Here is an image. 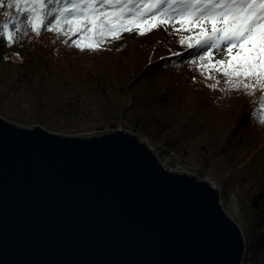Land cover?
Returning a JSON list of instances; mask_svg holds the SVG:
<instances>
[{"label": "trees", "instance_id": "16d2710c", "mask_svg": "<svg viewBox=\"0 0 264 264\" xmlns=\"http://www.w3.org/2000/svg\"><path fill=\"white\" fill-rule=\"evenodd\" d=\"M8 2L0 7V112L20 103L28 120L12 111L6 115L71 136L93 126L100 135L134 132L157 143L149 146L163 163L166 154L200 144L220 198H236L246 243L241 264H264V91L228 90L226 78L211 68L227 61V54L213 49L211 58L200 60L204 50L187 47L198 28L184 31V44L170 33L177 31L174 23L165 38L154 39L159 28L145 35L124 32L97 51H82L76 44L91 42L92 33L73 35L74 24L67 34L49 31V17L37 35L25 23L27 16L8 9ZM14 20L21 31L9 23L15 38L9 43L2 25Z\"/></svg>", "mask_w": 264, "mask_h": 264}, {"label": "water", "instance_id": "95a60500", "mask_svg": "<svg viewBox=\"0 0 264 264\" xmlns=\"http://www.w3.org/2000/svg\"><path fill=\"white\" fill-rule=\"evenodd\" d=\"M245 247L219 190L138 136L0 117V264H241Z\"/></svg>", "mask_w": 264, "mask_h": 264}, {"label": "snow or ice", "instance_id": "6c2138e0", "mask_svg": "<svg viewBox=\"0 0 264 264\" xmlns=\"http://www.w3.org/2000/svg\"><path fill=\"white\" fill-rule=\"evenodd\" d=\"M0 7H5L4 0H0ZM6 7L26 15L25 23L37 35L49 17H53L49 31L67 34L74 24L73 35L79 33L85 38L92 33L91 42L76 44L82 51H97L104 43L122 38L124 32L145 35L161 26L167 30L174 23L187 32L198 28L195 43H187V47L203 49L200 60L211 58L213 49L227 54V61L220 59L211 68L226 78L228 90L243 87L246 91H264V0H9ZM10 15L5 13L6 17ZM9 23L20 32L21 22L14 20L2 25L3 34L13 43ZM148 23L151 26L146 28ZM180 43L184 44L185 39ZM233 49L237 51L233 53Z\"/></svg>", "mask_w": 264, "mask_h": 264}, {"label": "rangeland", "instance_id": "374dc122", "mask_svg": "<svg viewBox=\"0 0 264 264\" xmlns=\"http://www.w3.org/2000/svg\"><path fill=\"white\" fill-rule=\"evenodd\" d=\"M176 28L177 29L181 28V26L178 25V26H176ZM175 32L172 31L170 33L172 34V36H177V37L179 36V39L184 38L187 35V32H184V30L182 32H181V30L180 31H175ZM168 35H169V33L167 32V30L163 26H161V27H159V29L156 32H154L153 37H154V39H161V38L167 37ZM3 111H5V112L4 113L0 112V117L8 120L9 122H11V123H13V124H15L17 126H20V127L34 128V126H32L30 124H23L22 123L23 124L22 125L21 123L15 121L14 119H11L10 117H8L6 115V113L11 112V111L14 112V114L17 113L16 114L17 116H19L20 114L21 115L25 114L26 111H25L24 107L20 103L17 105L16 110H11V108L8 107V109L5 108ZM22 117H25V120L29 119L28 116H25V115H23ZM43 128H45V127H43ZM45 129L50 131V132H53V133H59V134H62V135L71 136V135H69V134H67L65 132H56L52 128L51 129L50 128H45ZM119 130H121V129H119ZM86 131H87V133H85L82 137H90V136L100 135V133H96L97 131L94 129V126L92 128H90V129H87ZM125 132L138 136L137 133H134V132H130V131H125ZM138 138L141 139L142 137L138 136ZM146 142L145 143L148 146L152 145V146L155 147L157 145L156 142H154V141H152L150 139H148ZM199 146H200V144H198L196 142H194L193 144H190V145L188 144L187 148H186L187 151H181L179 153L171 152V154L170 153L166 154L165 155L166 157L164 159L165 163H163L161 160H160V162L168 170L173 171V172L188 173L190 175L197 176V174L199 172L207 171V175L206 176H199L198 175L200 177L199 180H206V181H209L210 183L214 182L216 184V186H219V182H218L217 178L212 175L213 174L212 170H208L207 166L205 167V164H206L207 160L204 157L205 154H203L200 151ZM151 148L153 149V147H151ZM216 165H217V161H216ZM235 199L236 198L229 199L226 196H223V199L220 198V202H221L222 205L224 204L223 208L225 209L227 214L230 215L231 217H233L238 222L240 214H239V210H238V207H237Z\"/></svg>", "mask_w": 264, "mask_h": 264}, {"label": "built area", "instance_id": "2783aa9c", "mask_svg": "<svg viewBox=\"0 0 264 264\" xmlns=\"http://www.w3.org/2000/svg\"><path fill=\"white\" fill-rule=\"evenodd\" d=\"M211 184L216 188V184L214 182H211Z\"/></svg>", "mask_w": 264, "mask_h": 264}]
</instances>
